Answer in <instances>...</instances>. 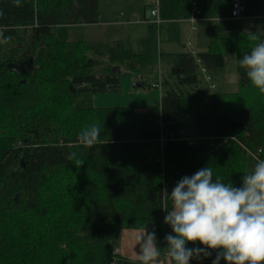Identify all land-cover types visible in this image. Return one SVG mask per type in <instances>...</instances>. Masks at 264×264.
<instances>
[{
	"label": "trees",
	"instance_id": "trees-1",
	"mask_svg": "<svg viewBox=\"0 0 264 264\" xmlns=\"http://www.w3.org/2000/svg\"><path fill=\"white\" fill-rule=\"evenodd\" d=\"M157 1V28L230 18L232 8V0ZM241 2L243 18L264 19V0ZM99 17L98 0H0V264H118L122 229L154 232L161 259L172 233L162 190L170 195L206 166L214 181L240 187L248 157L264 159V93L238 64L264 33L240 28L210 33L201 52L160 50L168 68L155 81L165 87L157 101L97 107L92 96L117 91L121 75L145 86L156 72L147 38L136 51L127 39L56 34ZM229 55L237 90L224 92L210 81Z\"/></svg>",
	"mask_w": 264,
	"mask_h": 264
},
{
	"label": "clouds",
	"instance_id": "clouds-1",
	"mask_svg": "<svg viewBox=\"0 0 264 264\" xmlns=\"http://www.w3.org/2000/svg\"><path fill=\"white\" fill-rule=\"evenodd\" d=\"M19 4V0H16ZM255 40V34L250 36ZM250 83L264 93V42L238 60ZM99 128L91 130L92 140ZM89 140V143L92 142ZM171 208L162 207L164 223L172 233L165 236L167 253L174 264H190L193 258L217 253L212 264H264V159H257L242 176L240 187L213 180V170L206 166L192 176L182 177L169 195L162 190ZM142 245L143 264H153L160 252L155 233H147ZM199 244L202 248H188Z\"/></svg>",
	"mask_w": 264,
	"mask_h": 264
},
{
	"label": "rangeland",
	"instance_id": "rangeland-1",
	"mask_svg": "<svg viewBox=\"0 0 264 264\" xmlns=\"http://www.w3.org/2000/svg\"><path fill=\"white\" fill-rule=\"evenodd\" d=\"M129 2L128 6L133 8H139V3L143 1L137 0H99V7L101 13L105 16H114L113 13H117L119 19L118 23L125 20H137V16L133 15L132 9L127 7H121L120 2ZM147 11L152 10L153 3H145ZM143 6V5H142ZM123 11L125 16L119 15V12ZM146 11V12H147ZM140 18L143 20L144 14L140 13ZM151 24V21H148ZM165 26H161L159 29L161 31V37L157 38V27L151 26L147 27L150 32L149 42L151 44L152 50V59L154 61L155 70L154 74H150L145 79L144 88H138L134 86L137 80L134 76L126 74L120 76V87L117 91H107L102 93H96L92 96V103L97 107H111V106H144L152 104L157 101L160 97V93L164 92L165 87L162 89L152 88L150 85L151 82H155L157 78H164L167 76V65L163 62L158 63V54L159 50L161 51H189L193 50L194 52H201L205 50L208 36L210 33H222L230 32L237 29L249 30L252 27L258 29L261 33H264V19H247V18H213L210 21H196L193 25L194 28L191 30L187 29L185 25H181L179 22H173L172 24V39L168 38V35L165 30ZM167 27V26H166ZM101 29V30H100ZM75 30H79V34L82 35L87 42H94L97 40L110 41L112 37H116L115 34H119L116 30L117 27H112L108 29L106 33L102 28H69L67 26H58L56 27V34L61 40H70L74 38ZM134 30V29H133ZM128 31H130L128 29ZM130 42L136 51L142 49L139 42L140 36L144 34V29L136 28L134 31H130ZM133 32V33H132ZM115 35V36H114ZM121 36V35H120ZM160 74V76H159ZM202 76V74L200 75ZM237 80L238 74L236 71V58L234 55H229L227 57L225 66L223 69L218 70L214 75L213 79L210 81L213 84V88L216 90L224 92H233L237 90ZM203 85L208 83L202 81ZM249 172V171H248ZM247 172V173H248ZM187 247H193V244L189 243ZM165 253L169 264H172L174 261L171 260L170 256L167 253V245L165 247ZM118 264H125V262H120Z\"/></svg>",
	"mask_w": 264,
	"mask_h": 264
},
{
	"label": "crops",
	"instance_id": "crops-1",
	"mask_svg": "<svg viewBox=\"0 0 264 264\" xmlns=\"http://www.w3.org/2000/svg\"><path fill=\"white\" fill-rule=\"evenodd\" d=\"M137 1H145V3H153L152 9L155 7L157 0H137ZM99 2V0H98ZM139 3V8H133L128 6L129 2H120L121 7H127L128 9H132L133 11V15L137 16V20H128V21H121V23H118L117 20L115 19H119L117 16V13H113L114 16H104L101 11H100V17L97 23L95 24H89V25H77V26H67L69 28H89V27H93V28H102L104 29V32L106 33V31L110 28L112 29V27H117V32L119 34H115L116 37H112V38H120V39H130V31H134L136 30V28H143L144 29V34H142V36H140L139 42L141 41V39H145L147 38L149 40L150 37V32L147 29V27H151L154 26L152 24H150L148 21L150 20V14L147 15V13H150L149 11H147L146 6H144L145 4ZM143 5V6H142ZM100 10V7H99ZM147 11V12H146ZM151 11V9H150ZM140 13L144 14V18L143 20H141L140 18ZM119 15L121 16H125V14L123 13V11L119 12ZM173 22H179L181 25H185L187 27V29L191 30V28H194L192 24L193 21L191 20H179V21H173ZM173 22H168V23H164L163 25L165 26V30L166 33L168 35V38L172 39V24ZM147 26V27H146ZM157 27V26H156ZM128 29L130 31H128ZM134 29V30H133ZM101 30V29H100ZM133 33V32H132ZM114 35V36H115ZM121 35V36H120ZM161 37V31L158 28L157 29V38ZM160 51V50H159ZM166 53H172L173 51H164ZM258 159L257 156L255 155H250L248 157L247 160V172L250 171L253 167V165L256 163V160ZM146 242V236L142 231L139 230H132V229H122L120 230V235H119V241L116 245V249H118V253H119V263L120 262H125V264H143V261L141 259L142 256V245ZM167 245V244H166ZM166 247V246H165ZM202 245L197 244H193V247L191 248H202ZM190 248V247H189ZM217 253L215 251H211V254L208 255L207 257L202 256L200 259H196L193 258L192 260H190V264H212V261L215 259ZM153 264H169L168 260H167V256L166 253L164 255L163 258L161 259H157L153 262ZM174 264V262L172 263ZM220 264H226V262L221 259L220 260Z\"/></svg>",
	"mask_w": 264,
	"mask_h": 264
},
{
	"label": "built area",
	"instance_id": "built-area-1",
	"mask_svg": "<svg viewBox=\"0 0 264 264\" xmlns=\"http://www.w3.org/2000/svg\"><path fill=\"white\" fill-rule=\"evenodd\" d=\"M245 17L244 15V6L241 2V0H232V8H231V14L230 18H242ZM150 21L152 25L159 26L163 21L162 18L160 17L159 13V7H158V1L156 2L155 7L150 11ZM193 52L192 50H189ZM202 73H204V69L200 68ZM204 77L206 80H208V76L204 74ZM152 88H158L160 89V85L158 82H154L151 85ZM113 256H116L118 254V249H113L112 251ZM110 264H116V258H113Z\"/></svg>",
	"mask_w": 264,
	"mask_h": 264
},
{
	"label": "water",
	"instance_id": "water-1",
	"mask_svg": "<svg viewBox=\"0 0 264 264\" xmlns=\"http://www.w3.org/2000/svg\"><path fill=\"white\" fill-rule=\"evenodd\" d=\"M150 13H147V15H149ZM7 68H8V70L9 71H12V72H14V73H17V72H19L20 71V67L18 66V65H16V64H14V63H8L7 64ZM134 86L135 87H138V88H144V83H143V81H137L136 83H134ZM237 122H238V119L235 117L234 119H232V122H231V128L233 129V130H235L236 129V127H237ZM21 166H22V164H21ZM17 199V197H15V200Z\"/></svg>",
	"mask_w": 264,
	"mask_h": 264
}]
</instances>
